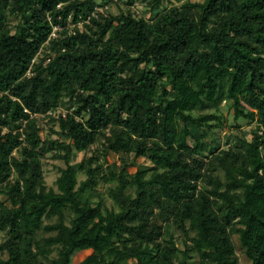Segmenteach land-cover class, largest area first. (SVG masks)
Here are the masks:
<instances>
[{"label":"trees","instance_id":"16d2710c","mask_svg":"<svg viewBox=\"0 0 264 264\" xmlns=\"http://www.w3.org/2000/svg\"><path fill=\"white\" fill-rule=\"evenodd\" d=\"M98 1L0 0V197L10 202H0V264H240L235 235L264 264V0H140L148 16L127 0L126 12L53 40L54 58L27 76L48 13L88 14ZM224 102L255 126L223 147ZM59 108L66 117L47 114ZM46 122L62 138L45 136ZM49 150L66 164L55 188ZM138 158L152 166L131 174ZM101 181L112 208L90 198Z\"/></svg>","mask_w":264,"mask_h":264},{"label":"rangeland","instance_id":"374dc122","mask_svg":"<svg viewBox=\"0 0 264 264\" xmlns=\"http://www.w3.org/2000/svg\"><path fill=\"white\" fill-rule=\"evenodd\" d=\"M203 0H172V4H176L178 6H183L187 3H196V2H202ZM100 4H108L110 7V14H120L122 12H126L128 10V5H126L127 0H99L98 1ZM136 3L134 4V6H132L131 10H133L137 15H143L146 14L147 16L150 14L149 10L146 8V5L143 4L140 0H136ZM170 4H168V6H170ZM22 21V18L18 15V14H14L10 17V26L12 28V31L15 32L18 25L20 24V22ZM221 113H222V126H221V130L218 132L217 136H220V140H221V145L224 147L225 144L228 141L233 142L236 138V135H240L241 132H247L250 133V131L254 128L255 123L254 122H250L248 119L245 118H240V119H236L235 118V110L231 107L229 102H224L222 104V109H221ZM60 132V128L59 125L57 123L54 122H46L44 124H42V133L45 136H51L52 138H60L61 135L59 134ZM62 138V137H61ZM55 152L52 150H49L46 158L43 161V165H44V174H45V179L46 182L48 184V186H52V187H56V181L60 175V169L61 168H65L66 164L63 160L60 159H55L53 157V154ZM95 148H93L92 150H90L88 152V156H92L93 154H95ZM85 154L82 152H76V158L75 161L78 162L80 160H82L84 158ZM108 159L110 160V163L116 162L118 165L121 163L119 156L116 154H110L108 156ZM101 160L104 162L106 161V158L101 155ZM136 164L134 165H130L128 167V171L131 174H135L141 167H151L152 163L149 160H144L142 158H138L136 159ZM107 165H109V163L106 162ZM106 165V166H107ZM86 174L84 172H81L79 174V180L82 181L84 179H86ZM110 189V183L106 182V181H101L99 186L90 191V198L93 202H98L100 199H104V203L108 208H112L114 206V203L112 201V199L109 197L108 195V191ZM87 194H84L83 196L85 197ZM0 202H5L7 204H10V202L7 199V196L2 195L0 197ZM68 212V221L70 220L71 217V213L70 211ZM55 220H49V219H45V222L47 224L49 223H53ZM53 233H49L46 231H40L39 236L40 237H47L49 235H52ZM175 236L177 237L178 241H179V245L181 247H183V238L181 236H179L178 232L175 231ZM6 238L5 234H3L0 238V249L2 246V242L4 241V239ZM234 240L236 243V247H237V255L239 257V261L240 264H251V261L248 259V257L245 255L244 253V249L240 243L239 237L238 235L234 236ZM89 253V251L87 252H77L75 257H74V261L75 263H77L78 261L82 260L83 258L86 257V255ZM127 261L129 262H133V259H128Z\"/></svg>","mask_w":264,"mask_h":264},{"label":"built area","instance_id":"2783aa9c","mask_svg":"<svg viewBox=\"0 0 264 264\" xmlns=\"http://www.w3.org/2000/svg\"><path fill=\"white\" fill-rule=\"evenodd\" d=\"M62 4L58 5V8H61ZM110 7L108 4L96 5L93 10L88 14H78L75 16L74 12L68 13L66 16L60 14L55 19L51 13H48L47 18L52 26L51 33L42 46L38 54L33 58L31 66L28 68L26 75L31 77L34 76L35 70L34 65L38 61H43L45 64H48L55 56V52L50 49L51 42L57 38H66L75 35L79 31H87V26L93 24L94 19L102 18L103 16H109ZM65 50V49H63ZM74 110V108H72ZM25 112L29 113L31 116L35 114L31 113L28 109H25ZM68 110L64 108H59L57 110H50L47 114L56 116L66 117ZM47 114H44L43 117H46ZM25 121H23V126H25ZM9 130L8 127L4 128V131Z\"/></svg>","mask_w":264,"mask_h":264}]
</instances>
